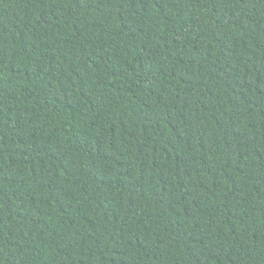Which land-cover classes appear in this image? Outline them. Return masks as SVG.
Wrapping results in <instances>:
<instances>
[{"label": "trees", "instance_id": "16d2710c", "mask_svg": "<svg viewBox=\"0 0 264 264\" xmlns=\"http://www.w3.org/2000/svg\"><path fill=\"white\" fill-rule=\"evenodd\" d=\"M0 264H264V0H0Z\"/></svg>", "mask_w": 264, "mask_h": 264}]
</instances>
